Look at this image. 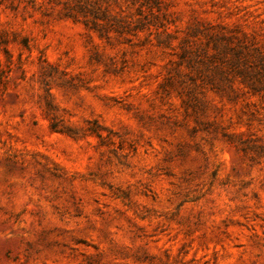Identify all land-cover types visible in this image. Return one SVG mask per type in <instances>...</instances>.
Here are the masks:
<instances>
[{
  "label": "rangeland",
  "instance_id": "374dc122",
  "mask_svg": "<svg viewBox=\"0 0 264 264\" xmlns=\"http://www.w3.org/2000/svg\"><path fill=\"white\" fill-rule=\"evenodd\" d=\"M262 61L264 0H0V264H264Z\"/></svg>",
  "mask_w": 264,
  "mask_h": 264
},
{
  "label": "trees",
  "instance_id": "16d2710c",
  "mask_svg": "<svg viewBox=\"0 0 264 264\" xmlns=\"http://www.w3.org/2000/svg\"><path fill=\"white\" fill-rule=\"evenodd\" d=\"M243 49H247V46H243V48L240 47V48L238 49V50H239L238 53H240V51H242ZM238 50H237V51H238ZM256 51H257V53H258L259 58H261V60H262V58H263L262 55L260 54V52H259L258 50H256ZM261 66H262V68L264 69V62H263V61L261 62Z\"/></svg>",
  "mask_w": 264,
  "mask_h": 264
}]
</instances>
